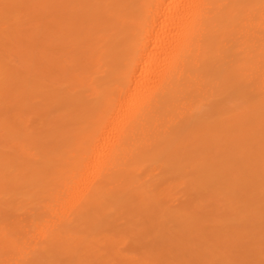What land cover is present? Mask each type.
Returning a JSON list of instances; mask_svg holds the SVG:
<instances>
[{"label": "bare ground", "instance_id": "obj_1", "mask_svg": "<svg viewBox=\"0 0 264 264\" xmlns=\"http://www.w3.org/2000/svg\"><path fill=\"white\" fill-rule=\"evenodd\" d=\"M0 264H264V0H0Z\"/></svg>", "mask_w": 264, "mask_h": 264}, {"label": "rangeland", "instance_id": "obj_2", "mask_svg": "<svg viewBox=\"0 0 264 264\" xmlns=\"http://www.w3.org/2000/svg\"><path fill=\"white\" fill-rule=\"evenodd\" d=\"M121 247H123V245Z\"/></svg>", "mask_w": 264, "mask_h": 264}]
</instances>
